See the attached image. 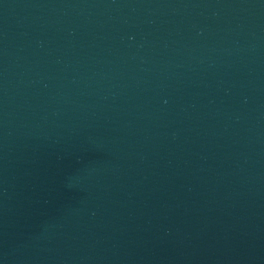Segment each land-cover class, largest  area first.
Returning a JSON list of instances; mask_svg holds the SVG:
<instances>
[{"label":"water","instance_id":"95a60500","mask_svg":"<svg viewBox=\"0 0 264 264\" xmlns=\"http://www.w3.org/2000/svg\"><path fill=\"white\" fill-rule=\"evenodd\" d=\"M0 264H264V0H0Z\"/></svg>","mask_w":264,"mask_h":264}]
</instances>
